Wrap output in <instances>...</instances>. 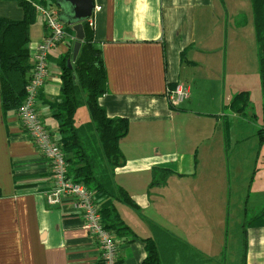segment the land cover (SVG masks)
Returning a JSON list of instances; mask_svg holds the SVG:
<instances>
[{
    "label": "crops",
    "instance_id": "crops-1",
    "mask_svg": "<svg viewBox=\"0 0 264 264\" xmlns=\"http://www.w3.org/2000/svg\"><path fill=\"white\" fill-rule=\"evenodd\" d=\"M93 4L89 27L106 73V92L98 102L108 117L128 121L119 140L124 162L113 179L136 207L116 203L128 227L113 231L119 260L141 264L144 239H154L158 227L179 242L163 247L165 253L183 255L185 263L197 253L205 264H219L214 259L224 251L231 223L245 264H264V142L258 139H264V126L256 129L249 104L244 112L230 106L239 92L249 95L251 53L241 41L239 10L232 0ZM0 17L19 20L23 9L16 0H0ZM39 17L29 30L31 64L46 34ZM67 26L49 52L36 103L55 137L48 103L60 93V58L72 55L77 40L74 27ZM177 84L187 95L172 103L168 88ZM50 184L48 162L22 131L16 111L4 115L0 103V264H101L97 241L71 198L63 197L57 206L46 203ZM172 184L171 192H164Z\"/></svg>",
    "mask_w": 264,
    "mask_h": 264
},
{
    "label": "trees",
    "instance_id": "trees-1",
    "mask_svg": "<svg viewBox=\"0 0 264 264\" xmlns=\"http://www.w3.org/2000/svg\"><path fill=\"white\" fill-rule=\"evenodd\" d=\"M16 1L23 9V17L19 20L0 17V103L4 115L17 111L21 105L32 67L29 30L37 12L32 5L33 0ZM45 2L40 0L39 3L44 5ZM50 3L55 6L54 0ZM251 12L258 46V79L264 96V0H251ZM82 29L83 39L71 67L67 64L70 53L60 58V93L56 100L48 104L56 121V139L68 164L69 175L94 193L105 227L120 233L128 227L120 219L116 203L136 207L131 197L113 179L116 168L124 162L119 140L127 133L128 121L108 117L100 106L98 99L106 92L101 48L94 43L93 31L86 21L82 23ZM249 102L248 93L242 91L232 99L230 106L236 112H244ZM83 103L90 118L76 123V110ZM156 231L158 235L154 239H144L146 257L141 264H169L172 260L171 264H205L208 261L200 254L191 253L189 262L185 263L183 255L178 259L173 257V253H165L163 247H179V242L158 227ZM240 264H245L244 254Z\"/></svg>",
    "mask_w": 264,
    "mask_h": 264
},
{
    "label": "built area",
    "instance_id": "built-area-1",
    "mask_svg": "<svg viewBox=\"0 0 264 264\" xmlns=\"http://www.w3.org/2000/svg\"><path fill=\"white\" fill-rule=\"evenodd\" d=\"M32 5L43 19L46 34L33 52L25 96L16 113L22 131L50 166L51 184L45 192L46 203L49 206H57L63 197L71 198L75 210L82 217L84 228L97 241L101 264H122L118 257V242L112 230L107 229L102 222L100 206L94 198V193L69 175L68 164L60 144L37 112L38 93L48 75V55L64 38L65 24L60 21L59 11L50 1H46L44 5L32 2ZM88 25H93V18H89ZM186 95L187 88L182 84L168 88V98L172 103L181 102Z\"/></svg>",
    "mask_w": 264,
    "mask_h": 264
},
{
    "label": "rangeland",
    "instance_id": "rangeland-1",
    "mask_svg": "<svg viewBox=\"0 0 264 264\" xmlns=\"http://www.w3.org/2000/svg\"><path fill=\"white\" fill-rule=\"evenodd\" d=\"M37 3L40 2V0H35ZM48 1V0H45ZM232 3L234 4L235 10L238 9L240 16V28H241V41L243 45L245 44L247 46V51H250V59H251V66H247V88L249 91V111L248 113L253 115V122H255L258 127L256 129L261 128V126H264V96L261 93L260 85H259V79H258V55L255 57V70L253 69V49L254 45L257 47L258 52V46L254 42V25H253V19H252V12H251V0H232ZM40 16V15H39ZM41 17V16H40ZM39 17V19H40ZM249 48V50H248ZM244 79V78H243ZM89 111L86 107V104H81L75 113V122H83L86 120H89ZM257 131V130H256ZM258 139L260 141L264 142V139L258 136ZM175 185H168L164 187V192H171V188H173ZM231 223L226 226V231L224 235V251L223 253H220L215 261H217L219 264H240L241 261V255L242 253H238L240 250L237 248H240L242 245L237 246L235 239L233 238V235L231 234Z\"/></svg>",
    "mask_w": 264,
    "mask_h": 264
},
{
    "label": "water",
    "instance_id": "water-1",
    "mask_svg": "<svg viewBox=\"0 0 264 264\" xmlns=\"http://www.w3.org/2000/svg\"><path fill=\"white\" fill-rule=\"evenodd\" d=\"M59 13L58 17L63 23L73 26L77 40L73 45L71 58L67 64L71 67L79 52L81 41L83 39L82 23L91 15L94 8L93 0H54Z\"/></svg>",
    "mask_w": 264,
    "mask_h": 264
}]
</instances>
